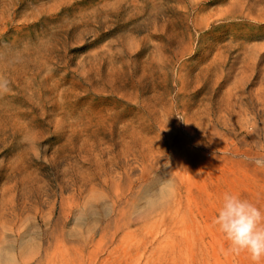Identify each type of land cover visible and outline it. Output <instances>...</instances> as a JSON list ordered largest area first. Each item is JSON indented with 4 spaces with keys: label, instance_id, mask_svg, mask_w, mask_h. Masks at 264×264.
Instances as JSON below:
<instances>
[{
    "label": "rangeland",
    "instance_id": "rangeland-1",
    "mask_svg": "<svg viewBox=\"0 0 264 264\" xmlns=\"http://www.w3.org/2000/svg\"><path fill=\"white\" fill-rule=\"evenodd\" d=\"M257 158L264 0H0V264H253Z\"/></svg>",
    "mask_w": 264,
    "mask_h": 264
},
{
    "label": "clouds",
    "instance_id": "clouds-1",
    "mask_svg": "<svg viewBox=\"0 0 264 264\" xmlns=\"http://www.w3.org/2000/svg\"><path fill=\"white\" fill-rule=\"evenodd\" d=\"M253 162L264 167V158ZM212 222L224 235L233 253L247 252L253 264L264 262V209L239 194L226 192Z\"/></svg>",
    "mask_w": 264,
    "mask_h": 264
}]
</instances>
